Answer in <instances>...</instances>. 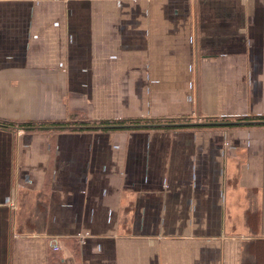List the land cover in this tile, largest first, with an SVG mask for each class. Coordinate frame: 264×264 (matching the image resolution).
<instances>
[{"label":"crops","instance_id":"0c3cea01","mask_svg":"<svg viewBox=\"0 0 264 264\" xmlns=\"http://www.w3.org/2000/svg\"><path fill=\"white\" fill-rule=\"evenodd\" d=\"M75 112L194 120L0 126V264H264V0H0V119Z\"/></svg>","mask_w":264,"mask_h":264},{"label":"trees","instance_id":"16d2710c","mask_svg":"<svg viewBox=\"0 0 264 264\" xmlns=\"http://www.w3.org/2000/svg\"><path fill=\"white\" fill-rule=\"evenodd\" d=\"M194 120V117H183V118H166L163 120H152V119H133V120H114V119H89L87 117L81 116L79 113H72L68 119L64 120H43V121H10V120H2L0 119V126H10L12 128L22 127L28 131H37V130H45V129H54V130H70V129H82V130H103V129H118L126 125L123 129H134L137 126L144 125L147 127H151V123H174V122H185L189 123ZM204 122L199 124H193L192 126L197 128H206V127H214L213 124H216L218 118H206ZM239 120H247L251 122H247L245 125L250 126H264V116H244L240 117ZM219 123V122H218ZM174 126V127H182ZM156 126V125H155ZM161 126H165L161 124ZM169 126V125H167Z\"/></svg>","mask_w":264,"mask_h":264},{"label":"built area","instance_id":"2783aa9c","mask_svg":"<svg viewBox=\"0 0 264 264\" xmlns=\"http://www.w3.org/2000/svg\"><path fill=\"white\" fill-rule=\"evenodd\" d=\"M53 249H54V250H59V249H60V245L55 244V245L53 246Z\"/></svg>","mask_w":264,"mask_h":264}]
</instances>
